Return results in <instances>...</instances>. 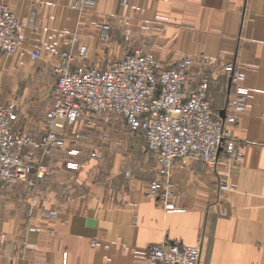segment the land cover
Wrapping results in <instances>:
<instances>
[{"label": "crops", "instance_id": "1", "mask_svg": "<svg viewBox=\"0 0 264 264\" xmlns=\"http://www.w3.org/2000/svg\"><path fill=\"white\" fill-rule=\"evenodd\" d=\"M0 3L24 25L20 49L0 52V99L10 98L15 81L43 84L63 52L72 55V68L80 67L83 48L106 46L101 32L114 18L129 24L131 47L151 51L160 65L191 58L193 84L207 73L211 108L218 116L222 109L235 115L226 129L242 145L235 161L222 157L214 169L177 159L169 198L174 209L166 210L144 194L157 176L155 166L139 171L148 159L137 158L128 171L116 157L105 182L78 194L72 170L65 169L66 162H77L67 151L69 133L62 132L67 139L59 137L50 157L28 144L23 157L46 163L48 172L37 182L39 197L32 204L21 185L0 190V264H138L150 245L163 240L198 246L200 264H264V0ZM119 26L111 45L121 48ZM47 98L41 91L31 107L14 108L11 133L26 131L31 140L42 141L51 109ZM236 101L238 109L232 110ZM81 158L78 164L88 162Z\"/></svg>", "mask_w": 264, "mask_h": 264}, {"label": "built area", "instance_id": "2", "mask_svg": "<svg viewBox=\"0 0 264 264\" xmlns=\"http://www.w3.org/2000/svg\"><path fill=\"white\" fill-rule=\"evenodd\" d=\"M23 39V23L0 3V52H16ZM29 56L34 60L38 52ZM60 56L54 69L57 79L49 112L50 131L42 141H31L25 131L13 135V109L0 104V187L27 180L28 166L21 156L26 145L48 153L49 147L57 143L55 127L84 119L89 113H112L127 126L142 131L146 148L156 157L158 166V174L144 194L166 210L174 209L169 198L177 159L199 161L214 169L222 157L230 161L239 157L242 145L226 129L227 124L235 122V115L221 119L213 112L208 79L202 77L193 84L189 58L168 67L160 65L151 54L134 50L99 69L70 70L71 56ZM238 101L231 104L232 110L238 109ZM44 174L45 167L39 165L35 178ZM138 264H200V248L161 241L150 245Z\"/></svg>", "mask_w": 264, "mask_h": 264}, {"label": "rangeland", "instance_id": "3", "mask_svg": "<svg viewBox=\"0 0 264 264\" xmlns=\"http://www.w3.org/2000/svg\"><path fill=\"white\" fill-rule=\"evenodd\" d=\"M117 23H120V26H119L120 31L121 33H124L123 40H124L125 45L124 46L121 45V48L111 45L112 41L116 39L115 26ZM127 25L129 24L124 23L122 20L115 21L114 18H112L107 24V26L105 27V29L103 28L101 32L102 34L101 41L102 42L105 41L106 46L104 47L100 46L98 48H95L91 52L90 51L86 52V49L84 48L85 53L84 55L81 54L83 56L80 62L78 63L80 67L72 68L71 62H70V66H69L70 70L85 68L84 66H87V65H88V68H98L99 69V68L106 66L108 63L117 60L122 55L132 52L134 50H139L143 53H149L154 57L153 53L149 50L143 49L141 47L139 48L138 46L131 47L133 38H132L131 29ZM70 41H73V38L70 39ZM65 54L68 55L69 53H65ZM70 56H71V61H72V55ZM187 58H183V59H187ZM60 59H62L61 56H60ZM183 59L178 61V64L176 66H178L179 63ZM189 59L191 60V58ZM55 66H57V64L53 66V70L50 73L45 75L46 81H44L43 84L30 83L28 85H23L15 81L12 84V87L8 93V95H11L10 98H8V100H3V99H0V100L9 102L10 105H5V106H10L13 109V113H14V108L19 109V108H24V107L25 108L31 107V105L34 102H37L38 98L35 99L37 94L43 91L44 93L47 92L48 94L47 99L50 100L51 108H52L53 92L55 89V85H54L55 83H53V81L54 80L56 81L57 79V75L54 73ZM176 66H172V67H176ZM191 67H192V60H191V65H190V72H191L192 77H195L193 74V71L191 70ZM199 77H206L208 80L210 78V76L207 73H203L202 76L200 75ZM13 79H18V78H15V75H13ZM27 91H28V94L24 93ZM28 104L29 106H27ZM85 117L84 119H79L72 123L64 122L61 127L54 128V131L56 132L55 138H56L57 143L59 142V139H60L59 137L62 138L64 133L66 134L69 133V135L67 136H69L70 139L73 140V141L71 140L69 141L70 143L69 146L71 147V149L69 150L67 149L69 155L75 156L77 162L81 161L82 158L81 159H78V158L83 157L84 155L86 156V158H88L87 160L88 162L84 165H80L77 162H73L71 160L65 163V169L67 168L69 170H72L71 175H73V179H71V183L73 184V186L79 188V190L77 189V192L79 191L78 194L85 191L86 189H89L91 187L89 184L91 183L98 185L100 182H105L106 175H109L108 168H110L111 163L114 161L116 157L119 159L121 157V159L124 160L125 167L123 169L128 170V171L132 163H134L135 160H137V158H139L140 161H142V159L144 160L148 159L149 161L145 163V167L142 166V163L139 165V171L142 168L146 169V165H149L150 167L155 166L156 173L158 174V166H157L156 157L153 155V153L147 150L143 133L138 127L131 128L127 126L122 120H120L116 115L112 113H89ZM49 122H50V119L48 115L47 133H49L50 131L48 129ZM60 123L61 121H59V124ZM106 127H108L109 129L107 132H106ZM58 128L59 130L61 129L59 134H57ZM64 138L67 139L66 137ZM33 142H37V141H33ZM57 143L49 147L48 153H44L41 148H36V149L42 150V154L44 156L50 157L51 155H53V151L56 149L58 145ZM23 150L24 149H22L21 151L22 157H23L22 155ZM25 162L27 163V166H28L27 180L25 182L0 187V190L14 188L16 186L21 185L20 188L25 189L28 192V195L30 198L29 201L32 204L33 198L39 197V194L35 193L37 189V182H40L44 179V176L42 178H35V170L39 165H43L45 167L44 175H46V173L48 172L47 171L48 166L44 162H38V163L33 162L32 163L31 161H26V159H25ZM154 178L156 177L152 175V178L149 182H151ZM163 241H166V240H163Z\"/></svg>", "mask_w": 264, "mask_h": 264}, {"label": "water", "instance_id": "4", "mask_svg": "<svg viewBox=\"0 0 264 264\" xmlns=\"http://www.w3.org/2000/svg\"><path fill=\"white\" fill-rule=\"evenodd\" d=\"M228 86H230V80H229ZM219 117L221 119H224L225 118V109H222V110L219 111Z\"/></svg>", "mask_w": 264, "mask_h": 264}]
</instances>
